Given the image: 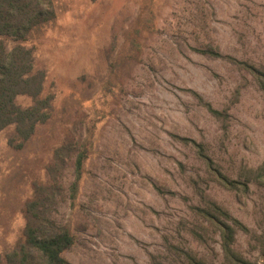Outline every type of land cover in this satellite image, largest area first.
Masks as SVG:
<instances>
[{
	"label": "rangeland",
	"instance_id": "obj_1",
	"mask_svg": "<svg viewBox=\"0 0 264 264\" xmlns=\"http://www.w3.org/2000/svg\"><path fill=\"white\" fill-rule=\"evenodd\" d=\"M53 2L55 17L22 41L49 116L25 140L13 124L0 131V264L52 170L49 218L74 235L70 264H227L218 224L194 208L211 202L248 228L234 249L264 264L252 172L264 163V0Z\"/></svg>",
	"mask_w": 264,
	"mask_h": 264
},
{
	"label": "trees",
	"instance_id": "obj_2",
	"mask_svg": "<svg viewBox=\"0 0 264 264\" xmlns=\"http://www.w3.org/2000/svg\"><path fill=\"white\" fill-rule=\"evenodd\" d=\"M55 17L53 0H0V131L15 125L16 134L21 140L31 136L37 123L45 121L50 113V100L41 97L44 73L35 70L32 50L22 44L36 27ZM8 40L14 44L8 46ZM138 47V46H136ZM207 52V51H205ZM212 53V52H210ZM216 54V53H213ZM218 55V54H216ZM20 94L32 97L33 102L25 107L16 103ZM214 115L221 112L208 104ZM91 143V142H89ZM88 150L78 149L74 163V181L70 186V198L74 201L83 173V165ZM53 167L50 168L52 170ZM254 183L264 185V163L253 170ZM48 183L34 187L33 195L24 208L25 224L14 246L5 254L4 264H70L63 252L74 243V235L66 226H58L49 218L50 205L55 197L57 177L53 170ZM231 188L243 185L238 180L228 181ZM208 221L218 224L221 246L227 264H251L234 249L238 230L248 228L232 217L224 208L211 202L210 207H194ZM204 241L203 235L196 234ZM192 264H205L195 256Z\"/></svg>",
	"mask_w": 264,
	"mask_h": 264
}]
</instances>
